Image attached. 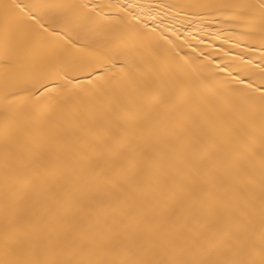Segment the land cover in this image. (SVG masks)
Here are the masks:
<instances>
[{
  "label": "snow or ice",
  "instance_id": "1",
  "mask_svg": "<svg viewBox=\"0 0 264 264\" xmlns=\"http://www.w3.org/2000/svg\"><path fill=\"white\" fill-rule=\"evenodd\" d=\"M98 7L0 0V264H264V91L257 120L255 106L205 110L138 82L124 37L76 31ZM182 7L258 10L264 51V0ZM128 27V39L149 36L139 20ZM117 72L124 99L69 124H38L17 104L35 95L32 77L48 91Z\"/></svg>",
  "mask_w": 264,
  "mask_h": 264
},
{
  "label": "bare ground",
  "instance_id": "2",
  "mask_svg": "<svg viewBox=\"0 0 264 264\" xmlns=\"http://www.w3.org/2000/svg\"><path fill=\"white\" fill-rule=\"evenodd\" d=\"M32 3H88L95 12L81 17L76 31L81 36L104 39L108 36H122L126 47L135 48L139 55L135 63L141 71L138 82L156 79L189 104L202 109L215 107L221 112L250 111L255 106L258 120V97L264 91V51L259 36V13L242 14L235 8H189L193 4H259V0H24ZM155 18V19H153ZM137 20L147 24L142 31L148 37L128 39L129 24ZM247 25H254L253 36L244 35ZM155 28L153 33L151 30ZM171 40L172 48L160 35ZM177 37H179L177 39ZM56 40L57 37H50ZM179 53V55H177ZM142 57L143 63H140ZM183 58V59H181ZM119 65L117 66V68ZM113 71H117L114 69ZM95 75L76 73L67 89L63 79L45 81L48 91L41 87L39 77H32L27 87L26 99L17 102L22 114L41 125L74 122L82 115L96 111L109 104L122 101L119 94L123 77L117 72L109 73L105 81H96ZM89 80L96 81L89 84ZM183 88L178 89L177 84ZM35 84V87H33ZM251 85V87H249ZM104 90L103 95L96 89ZM259 89L260 91H257ZM3 88L0 85V110L3 108Z\"/></svg>",
  "mask_w": 264,
  "mask_h": 264
}]
</instances>
